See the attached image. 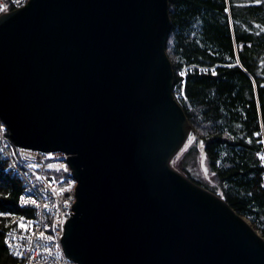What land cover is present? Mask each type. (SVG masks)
I'll list each match as a JSON object with an SVG mask.
<instances>
[{
	"label": "water",
	"instance_id": "95a60500",
	"mask_svg": "<svg viewBox=\"0 0 264 264\" xmlns=\"http://www.w3.org/2000/svg\"><path fill=\"white\" fill-rule=\"evenodd\" d=\"M170 0H30L0 16V117L68 155L78 264H264V237L173 167L192 126L174 94Z\"/></svg>",
	"mask_w": 264,
	"mask_h": 264
},
{
	"label": "trees",
	"instance_id": "16d2710c",
	"mask_svg": "<svg viewBox=\"0 0 264 264\" xmlns=\"http://www.w3.org/2000/svg\"><path fill=\"white\" fill-rule=\"evenodd\" d=\"M169 11L174 94L195 138L174 166L264 237V0H170ZM198 155L210 179L195 174ZM7 166L0 154V264H16L6 233L12 214L32 211L19 207L24 184Z\"/></svg>",
	"mask_w": 264,
	"mask_h": 264
},
{
	"label": "built area",
	"instance_id": "2783aa9c",
	"mask_svg": "<svg viewBox=\"0 0 264 264\" xmlns=\"http://www.w3.org/2000/svg\"><path fill=\"white\" fill-rule=\"evenodd\" d=\"M29 1L0 0V16L20 9ZM0 154L8 170L23 181L19 207L32 211L31 215L12 214V225L6 233V246L16 264H78L66 255L62 242L77 202L74 190L77 181L68 155L20 147L1 117Z\"/></svg>",
	"mask_w": 264,
	"mask_h": 264
},
{
	"label": "rangeland",
	"instance_id": "374dc122",
	"mask_svg": "<svg viewBox=\"0 0 264 264\" xmlns=\"http://www.w3.org/2000/svg\"><path fill=\"white\" fill-rule=\"evenodd\" d=\"M181 74L185 75L186 74V71L184 70L183 72L181 71ZM192 133L190 134L186 144L184 145V147L181 149V151H179V153L177 154V158H180L182 157V155L184 154V152H186V150L188 149V147L194 142L195 138L192 136ZM174 160L172 161V165L174 168H176L174 166ZM178 170V168H177ZM179 171V170H178ZM194 172L195 174H197L198 176L200 177H203V178H209L210 179V172L207 170V166H206V162L204 159H202L201 155H198L197 156V159H196V167H194Z\"/></svg>",
	"mask_w": 264,
	"mask_h": 264
},
{
	"label": "bare ground",
	"instance_id": "6f19581e",
	"mask_svg": "<svg viewBox=\"0 0 264 264\" xmlns=\"http://www.w3.org/2000/svg\"><path fill=\"white\" fill-rule=\"evenodd\" d=\"M33 216H31V218H32ZM65 251V250H64Z\"/></svg>",
	"mask_w": 264,
	"mask_h": 264
}]
</instances>
